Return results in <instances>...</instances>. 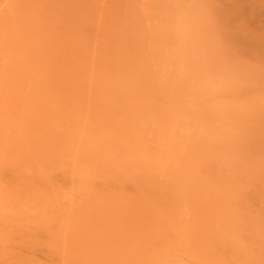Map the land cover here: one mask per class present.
<instances>
[{
  "label": "rangeland",
  "instance_id": "rangeland-1",
  "mask_svg": "<svg viewBox=\"0 0 264 264\" xmlns=\"http://www.w3.org/2000/svg\"><path fill=\"white\" fill-rule=\"evenodd\" d=\"M0 264H264V0H0Z\"/></svg>",
  "mask_w": 264,
  "mask_h": 264
},
{
  "label": "clouds",
  "instance_id": "clouds-1",
  "mask_svg": "<svg viewBox=\"0 0 264 264\" xmlns=\"http://www.w3.org/2000/svg\"><path fill=\"white\" fill-rule=\"evenodd\" d=\"M210 54H215L211 49ZM246 87V76L242 66H238L236 72L225 82L212 83L208 82L201 86L199 99L197 101V111L209 119L222 115L233 110L239 109L242 106L241 101L227 93L231 91L243 90Z\"/></svg>",
  "mask_w": 264,
  "mask_h": 264
}]
</instances>
